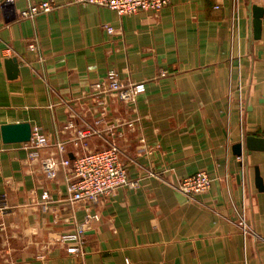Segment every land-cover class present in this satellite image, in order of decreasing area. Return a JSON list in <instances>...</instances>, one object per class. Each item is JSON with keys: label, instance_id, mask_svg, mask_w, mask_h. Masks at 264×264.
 <instances>
[{"label": "crops", "instance_id": "0c3cea01", "mask_svg": "<svg viewBox=\"0 0 264 264\" xmlns=\"http://www.w3.org/2000/svg\"><path fill=\"white\" fill-rule=\"evenodd\" d=\"M43 1L54 9L18 19ZM250 5L262 9L256 40ZM110 71L145 85L134 103L109 105L116 129L103 135L137 188L69 205L62 173L31 174L21 145L0 138V264H264V149L232 153L247 136L264 139V0H171L155 17L0 0V126L27 123L67 141L66 126L93 125L77 100ZM104 140L91 137L88 149ZM198 172L210 179L207 191L187 198L175 189ZM78 225L79 254L51 244Z\"/></svg>", "mask_w": 264, "mask_h": 264}, {"label": "built area", "instance_id": "2783aa9c", "mask_svg": "<svg viewBox=\"0 0 264 264\" xmlns=\"http://www.w3.org/2000/svg\"><path fill=\"white\" fill-rule=\"evenodd\" d=\"M13 0H5L10 4ZM171 0H69L70 4L91 5L107 8L118 16L149 13L157 14ZM259 2L261 0H252ZM54 9L49 1L30 4L19 13V20L34 21L37 16L46 14ZM108 34L113 29L107 27ZM36 41L28 44L29 50H36ZM145 91L144 83H123L118 75L110 71L106 76L89 86L83 97L77 102L87 114L93 117V125L85 124L81 129H74L72 125L64 128L70 131L67 141H61L56 136L45 134L40 128L31 129L29 142L20 144L26 155L29 172L40 171L46 180L55 181L62 173L65 183V202L69 205H90L102 198L109 197L120 189H135L137 181L128 178L127 171L120 161V151L114 141H106L103 135H113L116 126L108 119L109 105L114 102L123 105L132 104ZM104 126V129L99 127ZM131 127V124H129ZM63 132V133H64ZM93 136L104 140V146L89 150L88 139ZM70 147V148H68ZM72 156V157H70ZM210 187V179L205 172H198L181 179L175 189L187 198L202 194ZM4 196L0 195V201ZM40 200L49 203L50 196L44 191ZM0 206V214L4 212ZM238 227L243 236L248 231L244 215H241ZM84 243V226H76L74 232L61 234L53 243L63 247L67 254H79ZM123 264H131L127 259Z\"/></svg>", "mask_w": 264, "mask_h": 264}, {"label": "water", "instance_id": "95a60500", "mask_svg": "<svg viewBox=\"0 0 264 264\" xmlns=\"http://www.w3.org/2000/svg\"><path fill=\"white\" fill-rule=\"evenodd\" d=\"M249 18L253 30V38L256 40L259 37L260 21L262 17V9L256 5H250L248 7ZM9 68H15L16 60L9 59L6 62ZM31 137V127L27 123H16L10 125L0 126V138L3 144H23L29 142ZM244 146L245 150L242 151ZM264 139L253 136H247L243 142L237 143L232 147V153L236 157H242V155H249L253 151H263ZM72 157V156H70ZM241 167V165H240ZM242 177V171L238 174V178ZM255 187L259 192L263 191L262 180L259 176L257 169L255 170Z\"/></svg>", "mask_w": 264, "mask_h": 264}]
</instances>
